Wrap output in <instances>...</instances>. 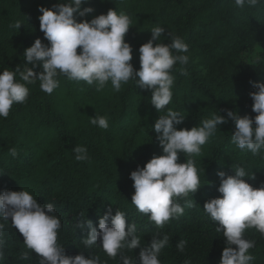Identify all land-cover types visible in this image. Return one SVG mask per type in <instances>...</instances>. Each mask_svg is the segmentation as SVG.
Wrapping results in <instances>:
<instances>
[{
  "label": "trees",
  "instance_id": "trees-1",
  "mask_svg": "<svg viewBox=\"0 0 264 264\" xmlns=\"http://www.w3.org/2000/svg\"><path fill=\"white\" fill-rule=\"evenodd\" d=\"M61 2L70 0H0V73L14 71L17 65L32 67L24 50L36 38L48 43L39 29V8ZM89 6L92 13L84 17L74 14L77 22L90 21L110 8L130 16L132 25L125 40L132 47L131 63L136 70L140 68L139 47L151 38L153 27L166 30L158 43L171 42L167 32L182 38L189 49L182 54L189 62L185 66L177 63L170 73L174 77L172 101L158 112L150 102V90L140 88L135 81L122 84L119 92L109 81L97 92L96 84L70 81L61 75L59 87L51 95L40 89L39 81L26 85L27 102L14 104L7 119L0 117V194L25 190L41 205L52 203L56 209L52 215L61 222L58 243L70 256L97 255L101 264H122L119 256L109 258L99 245L86 249L81 242L89 231L86 222L92 221L99 230V219L111 207L112 215L122 211L128 223L137 225L141 246L124 252L137 264L141 248L150 245L156 232L161 238L170 237L158 257L161 264H220L225 238L216 231L218 222L203 208L206 201L222 195L217 190V172L235 175L230 166L240 165L255 176L244 177L246 182L253 187L264 184V149L253 156L234 145L235 126L223 111L256 115L250 97L256 89L250 81L264 83V0L256 7L245 4L243 8L236 6L235 0H87L81 7ZM16 21L21 22L19 29L12 27ZM256 56L261 57L258 64L253 63ZM181 67L186 68L187 76L180 74ZM34 71L39 73L42 67ZM16 79L20 81L18 74ZM169 109L185 116L182 124L175 125L177 130L202 126L201 122L213 115L224 116L228 122L217 126L200 156L191 157L201 187L186 199H178L184 215L158 229L131 203L135 190L130 173L153 155L163 154L154 124ZM94 116L107 117L109 128L92 125ZM75 146L87 149V161H76ZM11 148L17 149L16 157L10 154ZM179 156L180 163L189 158L183 153ZM187 200L194 206L186 207ZM81 222L85 226L77 227ZM0 223L5 224V258L0 264H39L34 252H30V260L19 259L27 250L22 235L10 219H0ZM245 238L255 241L249 250L255 257L251 264H264V236L252 228L246 230ZM181 240L187 242L183 253L176 246Z\"/></svg>",
  "mask_w": 264,
  "mask_h": 264
},
{
  "label": "clouds",
  "instance_id": "clouds-1",
  "mask_svg": "<svg viewBox=\"0 0 264 264\" xmlns=\"http://www.w3.org/2000/svg\"><path fill=\"white\" fill-rule=\"evenodd\" d=\"M87 0H70L67 3H56L51 8L40 7L39 29L48 41L45 44L36 38L30 47L24 50L26 61L32 65H17L15 70H3L0 73V117L7 119L14 104H24L29 96L28 84L39 81L40 89L51 95L59 87L58 76H66L70 81L96 84V91H103L110 81L114 91H121L122 84L135 81L142 89L150 90L151 104L158 112L163 111L172 101L174 77L170 74L177 63L185 66L189 57L188 45L179 36L166 34L170 43H158L165 36L164 27L151 29V38L139 47L140 68L132 65V47L125 37L132 25L128 14L109 9L106 14H99L90 21L77 22L74 14L84 17L92 13V7L82 8ZM256 7L260 0H235V5L243 8ZM20 21L12 27L19 29ZM154 41L156 42L154 44ZM79 50V51H78ZM175 53V54H174ZM256 56L253 63H260ZM42 67L37 73L34 68ZM181 75L187 76L185 67L179 69ZM17 74L20 81L16 79ZM256 91L250 93L253 101L252 111L255 117L224 109L227 117L234 123L235 130L231 141L240 150H248L253 156L264 149V83L250 81ZM183 115L169 109L166 115L159 116L154 124L156 140L162 148V155L153 157L143 166L130 173L134 193L131 203L142 214L149 217L158 229H163L173 218L184 215L185 208L178 199H186L201 187L198 169L191 157L200 156L202 146L216 133L217 126L228 120L221 115L204 119L202 126L181 128ZM90 123L101 129L109 128L108 118L94 116ZM76 161L89 159L87 149L82 146L73 148ZM189 157L186 162H178L179 154ZM13 157L18 155L16 148L10 149ZM235 175L218 171L220 179L218 192L221 197L212 198L204 203L205 212L212 221L218 222L216 231L223 233L225 246L220 264H251L255 257L249 250L255 247V241L245 238L248 229L255 228L264 236V184L253 187L244 177L255 179L254 174L246 172L240 165L230 166ZM192 200H187L186 207H193ZM56 211L52 203L41 205L28 191L6 190L0 194V219L11 220L13 228L23 237L26 251L19 259L30 260V252L39 257V264H101L97 255L89 258L81 254L67 255L63 246L58 243V231L61 222L52 215ZM110 220V224H109ZM89 229L86 238L81 242L86 249L99 245L107 256L113 260L119 256L122 264H137L136 260L124 254L141 246V238L136 235L135 222L128 223L124 212L116 210L112 215L109 207L99 219L97 230L88 220ZM84 222L77 227L83 228ZM5 224L0 223V260L4 256ZM99 241V243H98ZM170 237L156 232L152 235L150 245L141 248L139 264H161L158 259L162 249L169 245ZM187 242L181 240L177 249L184 252ZM185 264H191L185 261Z\"/></svg>",
  "mask_w": 264,
  "mask_h": 264
}]
</instances>
